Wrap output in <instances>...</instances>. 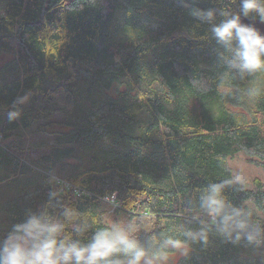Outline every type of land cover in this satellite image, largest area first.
<instances>
[{"label": "trees", "instance_id": "16d2710c", "mask_svg": "<svg viewBox=\"0 0 264 264\" xmlns=\"http://www.w3.org/2000/svg\"><path fill=\"white\" fill-rule=\"evenodd\" d=\"M191 8L218 23L240 0H0V236L66 205L82 243L125 215L150 253L177 241L163 249L176 264H264V243L185 235L207 223L196 190L234 178L230 158L264 168V70L230 66ZM35 124L53 143L27 144ZM225 195L264 227L260 180Z\"/></svg>", "mask_w": 264, "mask_h": 264}, {"label": "clouds", "instance_id": "9594fccd", "mask_svg": "<svg viewBox=\"0 0 264 264\" xmlns=\"http://www.w3.org/2000/svg\"><path fill=\"white\" fill-rule=\"evenodd\" d=\"M189 14L209 26L216 44L229 53V65L241 73L264 70V34L253 24L242 23L241 18H252L264 24V0H240L238 12H221L224 19L215 22L214 9L191 8ZM19 111L8 113L9 121L15 120ZM242 184L241 177L220 182H209L196 191L199 209L207 217L199 232L185 235L207 242L208 233H215L231 243L246 241L248 244L264 243V227L255 223L252 213L244 206L237 207L225 195L226 187ZM116 193L111 194L114 201ZM59 193H49V203ZM55 215L43 208L26 210L22 221L14 223L0 236V264H157L167 259L163 249L174 247L177 241L167 237L160 249L150 253L134 236L132 224L112 223L110 227L97 228L87 243L74 239L72 232L81 233L86 227L74 221L81 215L75 209L61 205ZM69 229L71 231H69ZM124 259H114L116 256Z\"/></svg>", "mask_w": 264, "mask_h": 264}, {"label": "rangeland", "instance_id": "374dc122", "mask_svg": "<svg viewBox=\"0 0 264 264\" xmlns=\"http://www.w3.org/2000/svg\"><path fill=\"white\" fill-rule=\"evenodd\" d=\"M10 58L5 56L0 58V65L9 61ZM39 124L33 125L29 130L24 132V136L28 140L27 144H31L34 140L39 142H50L53 143V138H49L42 134L36 132ZM228 165L232 170L233 176H240L242 181V186L247 189L253 188L254 180L258 179L264 184V168L261 166H256L248 161L247 156L244 153H238L233 158L228 160ZM264 217V216H263ZM110 224L121 223L124 225L132 224L135 228V223L130 221L125 215L117 216L116 219L108 218ZM148 227V226H145ZM181 252L177 251L172 254L167 255V259L164 261H158L157 264H176Z\"/></svg>", "mask_w": 264, "mask_h": 264}, {"label": "water", "instance_id": "95a60500", "mask_svg": "<svg viewBox=\"0 0 264 264\" xmlns=\"http://www.w3.org/2000/svg\"><path fill=\"white\" fill-rule=\"evenodd\" d=\"M48 2L49 1H63V2H66V3H71L75 0H47ZM242 20V23H245V24H253L256 28H258L262 34H264V24H261L258 22V20H253L252 18H244L242 17L241 18Z\"/></svg>", "mask_w": 264, "mask_h": 264}, {"label": "built area", "instance_id": "2783aa9c", "mask_svg": "<svg viewBox=\"0 0 264 264\" xmlns=\"http://www.w3.org/2000/svg\"><path fill=\"white\" fill-rule=\"evenodd\" d=\"M56 180L58 181V179ZM109 202L113 204V199L111 198ZM114 207H116V205H114Z\"/></svg>", "mask_w": 264, "mask_h": 264}, {"label": "bare ground", "instance_id": "6f19581e", "mask_svg": "<svg viewBox=\"0 0 264 264\" xmlns=\"http://www.w3.org/2000/svg\"><path fill=\"white\" fill-rule=\"evenodd\" d=\"M116 55V54H115Z\"/></svg>", "mask_w": 264, "mask_h": 264}]
</instances>
